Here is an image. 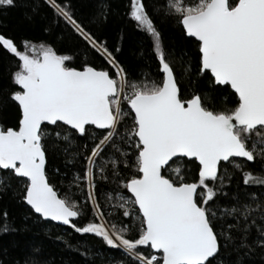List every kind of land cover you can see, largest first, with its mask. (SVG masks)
<instances>
[{"label":"snow or ice","instance_id":"6c2138e0","mask_svg":"<svg viewBox=\"0 0 264 264\" xmlns=\"http://www.w3.org/2000/svg\"><path fill=\"white\" fill-rule=\"evenodd\" d=\"M44 3L52 16L41 32L62 24L57 39L67 31L76 44L61 51L0 31V108L17 110L15 125L0 123V192L15 182L29 215L119 250L114 264L264 254V0H125V23L149 37L157 61L139 75L90 26L117 14L111 0H96L87 22L72 0ZM16 4L0 0V13ZM37 9L25 13L33 23ZM154 16L193 45L181 77ZM57 148L74 169L63 191L48 174ZM0 217L8 232V212Z\"/></svg>","mask_w":264,"mask_h":264},{"label":"trees","instance_id":"16d2710c","mask_svg":"<svg viewBox=\"0 0 264 264\" xmlns=\"http://www.w3.org/2000/svg\"><path fill=\"white\" fill-rule=\"evenodd\" d=\"M147 2L151 3V0ZM34 4L38 5L37 13L33 15L35 23L25 15V13L32 14ZM72 4L74 13L86 22L96 11V0H72ZM111 5L117 14L110 16L105 24L90 26L109 48L120 45L121 51L117 55L130 73L133 75L155 73L157 61L151 52L149 37L125 23L122 16L125 0H111ZM51 16V9L44 0H17L15 7L0 13V31L17 38L44 37L61 51L70 52L76 44L71 34L65 31L63 38L57 39L61 35L62 24H54L50 36L41 32V25ZM154 19L161 30L166 53L170 54L175 72L181 77L184 72L182 61L192 55L193 45L184 38L180 26L175 21L161 20L155 16ZM141 52L143 55H140ZM80 58L83 59L82 54ZM96 63L99 64L101 61L97 60ZM7 65L8 60L0 58V82L6 79L3 77V72ZM180 82L182 88L187 86L189 84L187 75H183ZM193 86H199V82ZM0 123L7 126L15 125L16 108L11 106L0 108ZM57 168L60 172L55 171ZM69 169H73V165L66 167L64 154L59 148L49 153V179L61 191L67 187V177L72 175ZM13 189L17 194H14ZM18 193L19 189L15 182L12 183V187L0 192V210L8 212L10 225L8 232H0V261L3 264H114L115 260L123 258L119 250L109 249L98 238L87 234L81 236L68 226L53 222L46 223L33 218L29 215L27 206L18 199ZM2 220L3 218L0 217V222ZM245 264H264V254L259 250L254 251L249 257H245Z\"/></svg>","mask_w":264,"mask_h":264},{"label":"water","instance_id":"95a60500","mask_svg":"<svg viewBox=\"0 0 264 264\" xmlns=\"http://www.w3.org/2000/svg\"><path fill=\"white\" fill-rule=\"evenodd\" d=\"M53 223L57 224L56 222H53ZM57 225H59V224H57ZM62 226H63V225H62Z\"/></svg>","mask_w":264,"mask_h":264}]
</instances>
